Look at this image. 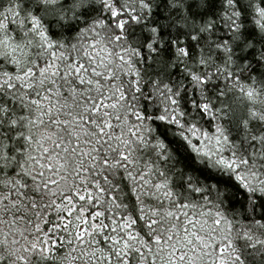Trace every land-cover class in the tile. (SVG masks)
Returning a JSON list of instances; mask_svg holds the SVG:
<instances>
[{
	"label": "snow or ice",
	"instance_id": "1",
	"mask_svg": "<svg viewBox=\"0 0 264 264\" xmlns=\"http://www.w3.org/2000/svg\"><path fill=\"white\" fill-rule=\"evenodd\" d=\"M0 264H264V0H0Z\"/></svg>",
	"mask_w": 264,
	"mask_h": 264
}]
</instances>
